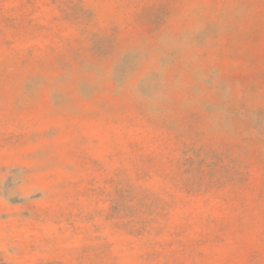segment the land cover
I'll return each instance as SVG.
<instances>
[{"label": "rangeland", "instance_id": "rangeland-1", "mask_svg": "<svg viewBox=\"0 0 264 264\" xmlns=\"http://www.w3.org/2000/svg\"><path fill=\"white\" fill-rule=\"evenodd\" d=\"M0 264H264V0H0Z\"/></svg>", "mask_w": 264, "mask_h": 264}]
</instances>
